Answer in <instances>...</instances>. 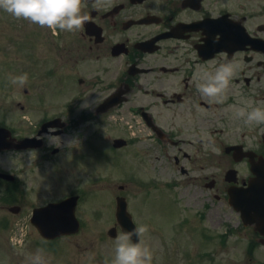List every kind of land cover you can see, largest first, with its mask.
Instances as JSON below:
<instances>
[{"label":"flooded vegetation","instance_id":"af4514ba","mask_svg":"<svg viewBox=\"0 0 264 264\" xmlns=\"http://www.w3.org/2000/svg\"><path fill=\"white\" fill-rule=\"evenodd\" d=\"M83 2L89 20L75 33L53 35L16 19L14 64L0 61V86L20 91L18 113L0 99V160L8 159L0 161V185L26 199L9 205L8 215L0 199V229H40L35 210L55 200L26 208L32 202L24 192L35 187L27 188L26 170L56 167L53 161L63 152L60 174L66 175L70 164L78 171L90 143L109 134V143L103 142L115 156L120 148L144 142L140 151L146 158L170 160L188 180H200L208 188L206 216L223 211L222 240L230 231L249 228L247 260L256 264L264 220L247 224L240 207L245 200L257 201L246 192L251 182L264 181V124L249 125L236 111L264 107V0H159V7L155 0H111L99 8L95 0ZM22 21L28 30L20 27ZM227 62L239 64V71L223 103H210L196 84ZM24 73L23 87L9 82L10 74ZM123 118L127 137L112 136ZM88 122L95 130L90 143ZM39 183L41 190L51 185ZM73 194L80 195V203L85 188L62 198ZM258 199L264 200V188ZM9 215L15 216L12 221Z\"/></svg>","mask_w":264,"mask_h":264},{"label":"rangeland","instance_id":"374dc122","mask_svg":"<svg viewBox=\"0 0 264 264\" xmlns=\"http://www.w3.org/2000/svg\"><path fill=\"white\" fill-rule=\"evenodd\" d=\"M20 27L28 30L29 25L22 21ZM18 28V21L0 9V61L4 60L6 65L10 62L11 66L14 64ZM2 65L3 62H0V67ZM12 70L7 68V71ZM19 93L17 87L0 86V99L8 101L7 107L13 104L12 113L19 112L15 104ZM126 119L113 125L116 130L112 136L127 137ZM91 122L85 123L88 143L95 134ZM49 137L46 135V138ZM102 138L90 143L88 147L91 149L87 151L84 165L78 171L72 169L70 164L67 174H60L63 170V152L53 161L56 167L36 172L25 171L27 188L30 189L32 183L35 185L34 192H24L32 202L25 204L28 210L33 204H44L49 199L62 198L75 188H85L84 198L77 207V215L83 223L80 231L62 236L57 242L53 241L49 248L45 247V241L37 229H22L25 233L23 236L16 235L20 229H0V264H28L29 257L38 249L44 250L49 264H111L116 237L108 233L117 223L115 212L118 195L127 198L128 209L137 225L148 226L145 244L154 253L153 264H251L247 260L249 253L246 244L253 238L252 231L249 228L235 229L229 232L228 239L222 240L225 232L222 226L226 218L222 210H210L206 216L203 201L208 195V188L200 180H188L173 167L170 160H158L155 156L146 158L140 151L144 142L120 148L115 156L103 142L109 143L111 136L105 134ZM162 153L161 157H164ZM69 156H73L72 152H69ZM4 159L8 160L2 156L0 161ZM9 164L11 162H7L6 166ZM32 178L34 180L28 182ZM63 178H67L66 182ZM129 178L133 179L130 184L127 182ZM41 180L49 184L44 190L39 189ZM122 184L127 185L121 187ZM12 189L11 186L0 185V195L4 194L0 198L4 200L2 209L7 215L10 214L9 205H23L26 200H20L24 198L19 196L18 191L14 195ZM10 217L12 221L15 216ZM180 221L184 223L183 226H180ZM119 234H122L120 226ZM209 235L214 236L213 240ZM13 236L21 240L24 238L23 244L15 243ZM256 252V264H264V245L260 244ZM90 256L93 259H89Z\"/></svg>","mask_w":264,"mask_h":264},{"label":"clouds","instance_id":"9594fccd","mask_svg":"<svg viewBox=\"0 0 264 264\" xmlns=\"http://www.w3.org/2000/svg\"><path fill=\"white\" fill-rule=\"evenodd\" d=\"M159 7V0H155ZM111 0H95V6L110 4ZM83 0H0V9L14 19L27 20L41 28H47L53 35L58 32L75 33L83 29L87 15L82 14ZM239 64L227 62L220 64L214 73L205 72L196 84L197 91L210 103H223L230 83L239 71ZM12 85L23 87L28 82V74L9 75ZM196 79V77H194ZM238 118L252 125L264 124V107L244 108L236 111ZM147 225H137L131 232L119 234L115 240L114 256L111 264H153L154 253L145 244ZM137 239L133 241L132 237ZM93 259V257H89ZM28 264H49L43 249H38L28 259Z\"/></svg>","mask_w":264,"mask_h":264},{"label":"water","instance_id":"95a60500","mask_svg":"<svg viewBox=\"0 0 264 264\" xmlns=\"http://www.w3.org/2000/svg\"><path fill=\"white\" fill-rule=\"evenodd\" d=\"M255 185H256V182H253L251 184L250 189L248 191L249 195L251 194ZM71 202L73 204V201H71ZM249 203L250 202H246V204H248V207H243V209H242L243 213H250L251 206L249 205ZM74 209H75L74 204L71 207V209H68L62 203H58V204H50L47 208H43L42 210H39V213L37 215L38 225L41 224L44 226V227H42V229H40V231L44 235H47L50 237L69 233V232H72L74 230L76 231L77 229H64V228H66V224L64 222V219L69 218L70 212H72V216H73L74 215ZM263 211H264V209H263ZM117 216H118L119 220L124 225V231L131 232L130 230L134 229L136 227L135 223H133V221L131 219V215L127 211L126 202L123 198L119 199V207H118ZM251 217L252 218H250V219L252 220L253 218H256V215H254L251 212ZM74 218H75V216H74ZM48 224L49 225L52 224L55 228H58V229H53V227L48 226ZM133 238H134V236H133Z\"/></svg>","mask_w":264,"mask_h":264}]
</instances>
